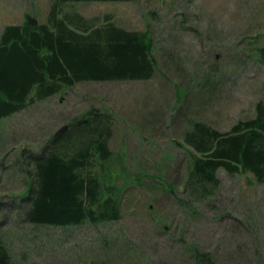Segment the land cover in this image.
I'll use <instances>...</instances> for the list:
<instances>
[{
  "label": "rangeland",
  "instance_id": "obj_1",
  "mask_svg": "<svg viewBox=\"0 0 264 264\" xmlns=\"http://www.w3.org/2000/svg\"><path fill=\"white\" fill-rule=\"evenodd\" d=\"M52 0H0V37L27 15L46 22ZM89 22L150 29L157 73L82 82L0 120V237L16 264H264V183L218 171L197 198L186 179L196 120L223 132L264 103V0L67 3ZM91 107L114 115L111 167L121 219L53 227L28 222L34 154ZM29 164V165H28Z\"/></svg>",
  "mask_w": 264,
  "mask_h": 264
},
{
  "label": "trees",
  "instance_id": "obj_2",
  "mask_svg": "<svg viewBox=\"0 0 264 264\" xmlns=\"http://www.w3.org/2000/svg\"><path fill=\"white\" fill-rule=\"evenodd\" d=\"M132 1L52 0L46 22L27 15L24 23L5 26L0 37V120L78 83L152 79L159 67L150 29H126L110 18L95 24L63 9L71 2ZM258 52L264 63V46ZM113 121L109 110L91 107L34 154V170L28 171L34 175L29 223L69 227L121 219V191L113 182L114 152L109 144ZM184 142L193 152L186 186L197 198L216 192L220 169L232 175L251 173L264 183L263 102L253 117L229 131L196 120ZM197 259L215 264L208 253L197 254ZM0 264H16L1 237Z\"/></svg>",
  "mask_w": 264,
  "mask_h": 264
}]
</instances>
